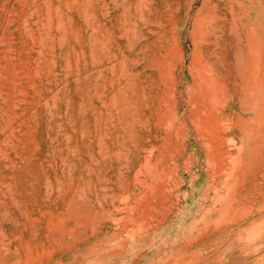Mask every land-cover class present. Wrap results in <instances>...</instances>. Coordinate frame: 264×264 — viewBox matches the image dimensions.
Wrapping results in <instances>:
<instances>
[{"label": "rangeland", "instance_id": "obj_1", "mask_svg": "<svg viewBox=\"0 0 264 264\" xmlns=\"http://www.w3.org/2000/svg\"><path fill=\"white\" fill-rule=\"evenodd\" d=\"M0 264H264V0H0Z\"/></svg>", "mask_w": 264, "mask_h": 264}]
</instances>
